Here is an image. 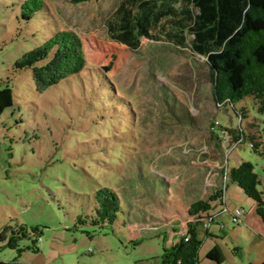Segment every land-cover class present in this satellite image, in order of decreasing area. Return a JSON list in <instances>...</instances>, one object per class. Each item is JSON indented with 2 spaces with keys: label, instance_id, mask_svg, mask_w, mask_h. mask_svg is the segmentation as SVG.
<instances>
[{
  "label": "rangeland",
  "instance_id": "374dc122",
  "mask_svg": "<svg viewBox=\"0 0 264 264\" xmlns=\"http://www.w3.org/2000/svg\"><path fill=\"white\" fill-rule=\"evenodd\" d=\"M116 1H52L82 38L92 75L84 71L40 91L31 69L14 68L40 34L31 35L20 18V0H0V87H11L16 102L0 114V262L161 264L163 244L195 220L190 204L223 186L224 204L209 210L208 233L199 227L198 264H263V221L227 172L248 160L264 192V135L257 132L264 113L250 96L219 107L206 60L186 48L142 38L131 49L110 39L104 20ZM107 65L114 90L105 98L91 84L98 83L95 69ZM240 131L244 141L234 142ZM101 187L120 200L117 220L104 228L77 224ZM239 208L240 221L233 222ZM21 223L41 229L38 252L18 254L2 240L8 226ZM214 246L221 263L207 258Z\"/></svg>",
  "mask_w": 264,
  "mask_h": 264
},
{
  "label": "trees",
  "instance_id": "16d2710c",
  "mask_svg": "<svg viewBox=\"0 0 264 264\" xmlns=\"http://www.w3.org/2000/svg\"><path fill=\"white\" fill-rule=\"evenodd\" d=\"M52 1L20 0L19 3L20 18L26 27L30 26L31 35L40 34L41 41L20 56L14 62V68L31 69L32 78L40 91L57 86L70 76L80 77L84 71L92 75L82 38L60 20ZM67 1L79 4L88 0ZM104 24L110 39L131 49L138 48L141 39L145 38L168 42L202 56L209 71L211 96L219 107L233 106L250 96L257 111L264 113V0H117ZM95 70L100 72L98 83L91 86L102 89L106 98L114 90L109 80L110 65ZM15 104L12 88L0 87V114ZM244 112L241 108L239 115L245 116ZM261 122L262 127L257 132L264 135V116ZM215 124L218 125L217 121H212V134ZM227 132L230 133V130ZM245 137L240 131L233 140L242 142ZM248 137L250 146L257 151L259 142L255 134ZM227 175L231 183H235L255 202L254 211L264 224V192L259 189L260 175L254 171L253 165L248 160L241 161L238 166L231 167ZM224 191L223 186L214 188L205 199H197L190 204L187 213L195 220L188 222L184 234H179L176 241L163 244L161 264H198L202 241L199 227L208 233V225L213 219L209 210L215 202L224 204ZM92 195L90 212L85 216L80 213L76 223L89 222L100 228L115 223L122 209L114 189L101 187L95 189ZM9 228H6L9 233L1 236L8 248L17 249L18 254L24 249L39 251L37 241L42 231L38 226L29 227L21 223L14 229ZM22 239L29 244L20 247ZM207 258L216 263L223 261L222 253L216 246L209 250Z\"/></svg>",
  "mask_w": 264,
  "mask_h": 264
},
{
  "label": "built area",
  "instance_id": "2783aa9c",
  "mask_svg": "<svg viewBox=\"0 0 264 264\" xmlns=\"http://www.w3.org/2000/svg\"><path fill=\"white\" fill-rule=\"evenodd\" d=\"M242 215V209H237L232 214V221L233 222H239Z\"/></svg>",
  "mask_w": 264,
  "mask_h": 264
}]
</instances>
